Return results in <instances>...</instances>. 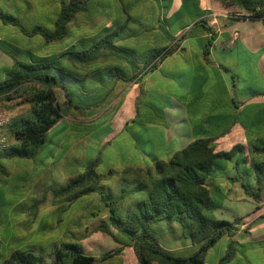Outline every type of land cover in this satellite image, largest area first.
Wrapping results in <instances>:
<instances>
[{
  "label": "rangeland",
  "instance_id": "obj_1",
  "mask_svg": "<svg viewBox=\"0 0 264 264\" xmlns=\"http://www.w3.org/2000/svg\"><path fill=\"white\" fill-rule=\"evenodd\" d=\"M184 1L122 0L129 12L124 33H133L126 39L134 46L137 57L142 56L143 59L141 53L152 50L150 38L156 35L155 29L163 27L162 19L173 13L175 4L180 5ZM120 6L119 0L91 1L90 8L99 10L100 15L90 13L88 17L78 16L70 24L67 38L44 44L45 47L36 53L59 54L64 46L80 37L91 41L102 36L103 29L110 27L111 22L121 23L125 18L120 14ZM58 9L56 0H0V11L19 18L26 28L38 24L51 30ZM185 23L186 20L182 18L175 19V25ZM2 27L3 40L13 42L16 46L20 43L14 48L5 44L3 48L25 60L22 42L33 41L32 38L21 39L17 27L3 24ZM35 37L36 41L42 40L39 36ZM173 40L169 39L168 44L173 43ZM161 48L158 46L155 49ZM126 56L131 57L130 54ZM62 64L64 66L67 61ZM76 64L83 69V73L87 71L85 65L80 62ZM171 69L165 66L159 74L168 73ZM65 71L73 73L74 69ZM56 76L61 80L59 72H56ZM96 76L89 81L92 85H88V79L70 78L71 90L78 95L75 103L80 108L99 101L89 107L93 110L91 115L96 114L94 117H90L86 109L64 106V95L61 90H57V101L66 109L65 116L46 134L44 144L35 150L34 156L29 159L0 158V264L14 252L26 250L33 251L46 264H50L55 252L65 243L80 244L86 254L95 258L111 253L117 245L110 237L95 233L101 223L108 222L109 212L105 204L115 201L117 212L125 216L134 202L144 197L143 186L149 185L150 176H154V166L151 167L150 175L147 172L138 173L133 168L122 171V168L127 162L149 163L154 155L163 158L159 134L143 132L134 114L131 118L136 125L126 129L129 114L138 108L134 105V99L139 94L122 93L119 102L114 101L115 98L100 101L101 97L96 96L100 93L91 92L89 97L82 94L84 88L92 89L103 84ZM104 79L107 80L106 75ZM261 88L259 84L258 89ZM147 91L150 96H156L161 104L164 102L166 89L158 94H153L150 88ZM2 105L12 119L30 116V106L19 99ZM8 143L9 146L20 147L9 137ZM88 163L96 164L95 172L99 179H94V182L98 190L71 202L65 201L64 195L58 194V191L82 174ZM102 190L111 193L112 200L102 201L101 196L105 194ZM152 230L160 239L161 246L175 256L187 257L197 250L189 240L183 238V230L176 223L160 221L152 225ZM229 245L225 238L218 241L205 252L204 264H217L227 252L233 253V256L225 264H261L264 261V246L249 248L233 243V251H230ZM107 263L137 264V261L132 249L125 248L119 254L112 255Z\"/></svg>",
  "mask_w": 264,
  "mask_h": 264
},
{
  "label": "trees",
  "instance_id": "obj_2",
  "mask_svg": "<svg viewBox=\"0 0 264 264\" xmlns=\"http://www.w3.org/2000/svg\"><path fill=\"white\" fill-rule=\"evenodd\" d=\"M56 1L59 9L51 30L38 24L26 28L19 18L2 11H0V21L4 25L17 27L26 37L39 36L44 44H52L69 36V26L78 16L88 17L90 13L100 15L99 10L90 8V2L93 0ZM119 1L120 14L125 18L119 20L121 23L111 22L110 27L103 29L102 36L91 41L83 37L76 48L73 45L70 50L49 57H33L28 61L13 58V66L6 71V77L0 81V100L2 103H7L19 99L20 102L30 106V116L12 119L7 128V137L16 141L20 147L9 146L0 151V158L29 159L34 156L35 150L44 144L46 134L65 116L66 109H63L57 101V90H62L64 93V106L86 109L91 115L93 110L89 107L99 101H93L95 103L87 104L86 107L83 105L82 108L75 103L76 94L71 88L66 87L62 79L66 77L82 79L76 77L74 73L65 71L69 66L66 64L63 66V61H67V65L71 64L72 67L76 62L86 67L97 62H114L118 65L104 67L101 71L95 70L94 73L102 72L110 79L133 82L156 68L159 62L175 51L172 39L173 45L161 49L153 48L151 51L147 49L141 54L143 59L142 56L137 57L135 49L129 47L126 39L133 33L131 31L124 33L129 21L128 8L123 5L122 0ZM231 2L250 13L245 18L264 20V0H231ZM194 25L209 32L203 19L195 22ZM160 29L165 34L163 27ZM166 38L171 39L167 35ZM128 54L131 57H127ZM140 62L143 63V67L138 69L136 65ZM122 63H126L128 68H124ZM89 71H86L83 79L91 77ZM56 72H59L62 81L56 76ZM83 92L89 97L88 91ZM104 100L105 96L100 99V101ZM242 152L240 146H235L228 152H216L211 140L197 139L186 148L174 153L166 162H155L156 172L154 176H150L149 185L143 186L144 197L135 201L125 216L117 212L115 201L105 204L109 212L108 222L101 223L95 229V233L99 232L110 237L117 245L116 249L95 258L86 254L82 245L65 243L55 252L54 260L50 264H108L107 261L112 255L119 254L125 248L132 249L137 264H204L205 252L221 239L232 237L237 226L242 223V218H234L229 222L215 217L214 210L218 205L212 197L213 184L210 181L219 168L218 161L231 160L237 153ZM251 154L262 158L261 161L250 162L255 186L253 188L243 183L242 186L245 193L254 202L260 204L262 184H264V147H254ZM244 159H247L246 156ZM95 167V163H88L84 172L68 182L58 194L64 195L65 201L71 202L98 190L94 182V179L99 177ZM151 170L147 169L144 172L150 175ZM104 193V195L101 193L102 201L112 200L111 193ZM160 221L179 225L183 230V238L189 240L192 247H197V250L187 257H182L164 249L160 239L152 230V225ZM229 243L230 251H233V242L230 240ZM232 256L233 253L227 252L217 264H225ZM2 264L46 263L33 251L26 250L14 252Z\"/></svg>",
  "mask_w": 264,
  "mask_h": 264
},
{
  "label": "crops",
  "instance_id": "obj_3",
  "mask_svg": "<svg viewBox=\"0 0 264 264\" xmlns=\"http://www.w3.org/2000/svg\"><path fill=\"white\" fill-rule=\"evenodd\" d=\"M173 7V13L162 21L165 34L174 39V45L168 44L160 28H156V35L150 38L151 49L173 45L175 51L171 55L133 82L109 77L105 80L102 72L94 73L115 65L114 62L92 63L87 67L91 74L88 85H92L89 81L95 75L103 84L84 90L90 91V96L91 92L100 93L96 95L100 99L105 96L108 100L115 98L116 102L120 101L122 93L139 94L134 99L138 108L129 114L126 129L136 125L131 118L134 114L143 132L159 134L163 158L154 155L149 163L127 162L122 171L127 168L141 173L151 170L155 162H166L174 153L197 139L211 140L216 152H228L240 146L243 152L237 153L231 160L218 161L219 168L210 178L213 184L211 194L218 205L214 215L229 222L242 218L234 235L225 237L226 240L241 247L264 246V184L260 204L254 202L242 186L243 183L254 188L255 178L250 162L261 161L262 158L251 153L254 147H264V20L245 18L250 13L231 0H185ZM181 18L186 23L175 25V19ZM201 19L209 32L194 25ZM2 24L0 21L1 30ZM1 30L0 81L13 66L14 57L22 60L10 50L3 49L5 44L14 48L20 43L16 46L3 40ZM19 37L33 40L22 42L23 53L26 54L23 61L51 56L50 52L36 53L45 47L42 40L36 41L35 36L26 37L20 32ZM81 39L64 46L62 52L70 50L73 45L76 48ZM129 45L134 47L131 42ZM66 66L73 68L74 75L83 79L86 72L83 73L80 66ZM122 66L128 68L126 63ZM165 66L172 68L171 71L160 75ZM142 67L141 62L136 65L138 69ZM70 82L69 78L64 79L67 88H71ZM259 84L261 89H258ZM147 88L153 94L166 89L164 102L161 104L156 96H150ZM74 93L78 97L77 92ZM245 156L247 159H244Z\"/></svg>",
  "mask_w": 264,
  "mask_h": 264
},
{
  "label": "built area",
  "instance_id": "obj_4",
  "mask_svg": "<svg viewBox=\"0 0 264 264\" xmlns=\"http://www.w3.org/2000/svg\"><path fill=\"white\" fill-rule=\"evenodd\" d=\"M12 118L4 109L2 102L0 103V151L9 147L7 128L10 126Z\"/></svg>",
  "mask_w": 264,
  "mask_h": 264
},
{
  "label": "snow or ice",
  "instance_id": "obj_5",
  "mask_svg": "<svg viewBox=\"0 0 264 264\" xmlns=\"http://www.w3.org/2000/svg\"><path fill=\"white\" fill-rule=\"evenodd\" d=\"M261 264H264V261H262Z\"/></svg>",
  "mask_w": 264,
  "mask_h": 264
}]
</instances>
